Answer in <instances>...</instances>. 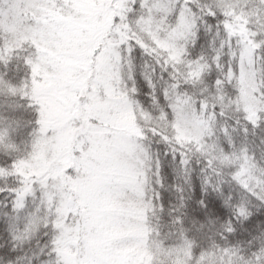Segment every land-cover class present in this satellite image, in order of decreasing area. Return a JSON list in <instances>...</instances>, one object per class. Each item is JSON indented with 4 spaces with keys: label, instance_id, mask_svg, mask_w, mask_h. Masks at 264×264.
Returning <instances> with one entry per match:
<instances>
[{
    "label": "snow or ice",
    "instance_id": "6c2138e0",
    "mask_svg": "<svg viewBox=\"0 0 264 264\" xmlns=\"http://www.w3.org/2000/svg\"><path fill=\"white\" fill-rule=\"evenodd\" d=\"M0 264H264V0H0Z\"/></svg>",
    "mask_w": 264,
    "mask_h": 264
}]
</instances>
